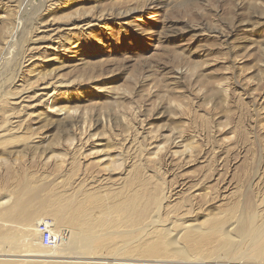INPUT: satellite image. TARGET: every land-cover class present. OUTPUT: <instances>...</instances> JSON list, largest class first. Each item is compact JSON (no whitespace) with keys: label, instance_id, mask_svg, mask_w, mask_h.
Instances as JSON below:
<instances>
[{"label":"rangeland","instance_id":"374dc122","mask_svg":"<svg viewBox=\"0 0 264 264\" xmlns=\"http://www.w3.org/2000/svg\"><path fill=\"white\" fill-rule=\"evenodd\" d=\"M263 226L264 0H0V250L81 251L0 264H264Z\"/></svg>","mask_w":264,"mask_h":264},{"label":"bare ground","instance_id":"6f19581e","mask_svg":"<svg viewBox=\"0 0 264 264\" xmlns=\"http://www.w3.org/2000/svg\"><path fill=\"white\" fill-rule=\"evenodd\" d=\"M40 14V13H39ZM34 194L32 193V195L27 199V200H20L17 201V207L20 211H25L27 204L31 201V199H33ZM87 206L86 203H73V202H63V203H59L57 206V210H56V223H62L64 222V220H67L68 216H71V221L77 220L82 214L83 212L86 210ZM128 208H122L119 209L118 212L122 213H128ZM80 212V213H78ZM5 219V218H4ZM95 219H100L101 221H107V218L104 216H98ZM6 222H13V220H5ZM166 230H171L166 229ZM167 232V231H166ZM57 237H59L60 239V244L58 247H56L55 249H51L49 251V249L45 248L42 246V244L40 243V241H36V243L34 242L35 240L31 239V237L25 236V237H20L18 238H14L11 242H9V240L7 241V244H5V247L0 250V261H7V259H9V257H14V258H54V259H61V261L59 260H55L54 262H68V260L70 259H76V257H80L79 254H81V251L79 252L77 251H69L67 248V246L63 243L64 240H67V233L66 232H59V233H54ZM264 236V226L257 230L254 234V238H255V242L253 244V249L255 250V252L258 255H262L264 254V244L260 243V239ZM25 240L28 241V243L24 242ZM2 241V240H1ZM8 242L12 245L9 246ZM1 243V242H0ZM231 242H227L226 246H225V250L226 252H230L231 249ZM4 246V245H1ZM50 252V253H49ZM5 257H8L7 259H5ZM77 258V259H78ZM14 260V259H13Z\"/></svg>","mask_w":264,"mask_h":264},{"label":"built area","instance_id":"2783aa9c","mask_svg":"<svg viewBox=\"0 0 264 264\" xmlns=\"http://www.w3.org/2000/svg\"><path fill=\"white\" fill-rule=\"evenodd\" d=\"M41 235V244L43 247L51 250L55 249L60 244V239L55 234H53L48 228H45Z\"/></svg>","mask_w":264,"mask_h":264}]
</instances>
